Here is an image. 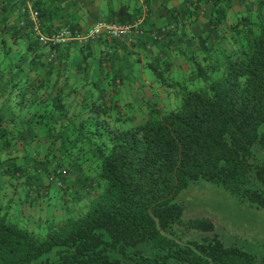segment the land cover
<instances>
[{
    "label": "trees",
    "instance_id": "16d2710c",
    "mask_svg": "<svg viewBox=\"0 0 264 264\" xmlns=\"http://www.w3.org/2000/svg\"><path fill=\"white\" fill-rule=\"evenodd\" d=\"M63 1H33L42 34L88 32L57 18L86 0ZM235 1L205 0L218 40L200 34L173 49L181 25L158 40L142 26L135 53L106 35L43 45L26 1L0 0V264H264L227 245L210 219L186 225L201 241L181 243L175 231L179 196L198 180L264 208V0ZM107 3V21L144 16L134 0ZM143 3L150 14L152 0ZM51 186L62 213L32 222L22 203L41 205Z\"/></svg>",
    "mask_w": 264,
    "mask_h": 264
},
{
    "label": "rangeland",
    "instance_id": "374dc122",
    "mask_svg": "<svg viewBox=\"0 0 264 264\" xmlns=\"http://www.w3.org/2000/svg\"><path fill=\"white\" fill-rule=\"evenodd\" d=\"M249 4H253L252 0L249 1ZM163 96L165 101L169 100L166 94ZM166 103L168 104V102ZM260 131L264 132V124L260 127ZM39 183L47 184L48 180L42 176ZM43 195L40 200L41 205L32 207L28 203H22V214L30 218L32 222L39 219L45 220L47 217L53 216L55 212L62 213L56 211V208H61L63 202L60 201L61 192L55 186H51L48 192ZM71 195L67 201L69 207L74 208L72 201L74 194ZM1 197L2 192L0 193ZM88 197L89 195L85 196L81 206L86 203ZM179 201L183 202L185 206L184 225L175 227L176 238L181 243L201 241L204 234L190 230L186 225L190 221L207 218L214 222L215 234L227 245H238L256 255L259 261L262 260L264 257V208H257L248 202H243L221 186L208 180H198L192 183L180 194ZM45 203H49L47 208L43 207ZM36 209H38L39 215L36 214ZM33 225L36 226V223Z\"/></svg>",
    "mask_w": 264,
    "mask_h": 264
},
{
    "label": "crops",
    "instance_id": "0c3cea01",
    "mask_svg": "<svg viewBox=\"0 0 264 264\" xmlns=\"http://www.w3.org/2000/svg\"><path fill=\"white\" fill-rule=\"evenodd\" d=\"M141 7L143 11L144 3L143 0H134ZM243 3H249L251 0H241ZM258 1V0H256ZM67 2L60 0L64 6ZM108 0H86L83 8L78 7H68L67 11L61 12L57 18L58 23L62 25H72L75 27H80L83 30L92 28L97 22L107 21V11L113 8V5L107 3ZM236 3L238 0L235 1ZM255 1L252 0V3ZM202 3V4H201ZM176 7L177 10L172 12V8ZM214 10L213 4L205 3V0L198 2V0H152L150 14L147 13L145 22L143 24L144 28L148 31L162 32L168 29V27H175L176 25H181V30L169 40L171 48L177 49L182 47H193L194 40L192 38L198 37L200 34L206 35L210 40H218L220 35L217 31H209V22L205 17V13L210 14ZM178 13L180 19H176V14ZM180 13V14H179ZM68 25L63 28H67ZM62 28V29H63ZM138 33H132L129 37L117 40L119 44L126 46L135 53L143 51L141 44L143 39ZM158 52V49L154 53ZM118 52H115V55ZM143 59L148 54L149 57L152 56V52L148 50V53L142 52ZM127 65V64H126ZM135 69L139 70L138 65ZM141 78H146L147 72L141 69ZM140 73V72H139ZM139 73H135L136 76H140ZM8 185V180L5 177L0 176V193L2 192V198L5 195V187ZM4 193V194H3Z\"/></svg>",
    "mask_w": 264,
    "mask_h": 264
},
{
    "label": "built area",
    "instance_id": "2783aa9c",
    "mask_svg": "<svg viewBox=\"0 0 264 264\" xmlns=\"http://www.w3.org/2000/svg\"><path fill=\"white\" fill-rule=\"evenodd\" d=\"M25 1L26 2L22 8V12L29 16L31 22L33 23V33L39 37L42 44L46 46L52 44L65 45L71 42L87 44L97 41L104 35L115 40L125 39L132 33H138L140 36L145 35V31L142 29V26L145 22V16L148 13V8L144 6V16L133 24H120L112 21H100L97 22L88 32L65 28L59 31L54 37H47L40 31L41 19L36 10L33 8L34 0ZM151 36L154 40H158L161 38L162 34L157 31H153L151 32Z\"/></svg>",
    "mask_w": 264,
    "mask_h": 264
}]
</instances>
